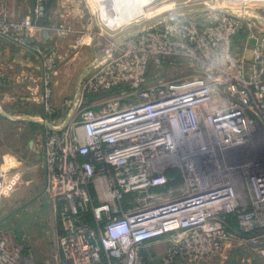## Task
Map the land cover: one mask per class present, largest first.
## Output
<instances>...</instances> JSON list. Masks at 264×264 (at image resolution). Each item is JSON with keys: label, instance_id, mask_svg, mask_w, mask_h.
<instances>
[{"label": "built area", "instance_id": "2783aa9c", "mask_svg": "<svg viewBox=\"0 0 264 264\" xmlns=\"http://www.w3.org/2000/svg\"><path fill=\"white\" fill-rule=\"evenodd\" d=\"M247 17L213 5L129 30L64 123L47 106L44 194L66 264H147L156 248L162 264L264 252V26L239 55ZM184 62L193 74L158 79ZM22 251L0 236V264H23Z\"/></svg>", "mask_w": 264, "mask_h": 264}, {"label": "rangeland", "instance_id": "374dc122", "mask_svg": "<svg viewBox=\"0 0 264 264\" xmlns=\"http://www.w3.org/2000/svg\"><path fill=\"white\" fill-rule=\"evenodd\" d=\"M164 4L169 5L159 8ZM213 5L245 11L254 24L250 31L246 28L247 36L264 26V1L157 0L150 7L159 9L113 30L101 21L97 0H0V236L9 239L10 247L23 248V264L66 263L59 256V223L44 194L43 143L31 140L32 133L15 116L17 110L24 111L31 100L45 115L49 106L64 123L81 99L83 78L98 70L114 39L152 20L181 19ZM244 47L240 41L235 52L243 50L249 59ZM160 73L158 79L176 80L193 74L194 68L184 62ZM122 90L85 101L109 99ZM146 251H152L154 264H162L163 248ZM241 253L229 264H264V254L251 249ZM246 253L252 255L250 261Z\"/></svg>", "mask_w": 264, "mask_h": 264}, {"label": "bare ground", "instance_id": "6f19581e", "mask_svg": "<svg viewBox=\"0 0 264 264\" xmlns=\"http://www.w3.org/2000/svg\"><path fill=\"white\" fill-rule=\"evenodd\" d=\"M240 1V0H239ZM264 1V0H243ZM101 21L109 28L115 30L133 20L151 14L159 8H151L157 0H97ZM264 253V252H263Z\"/></svg>", "mask_w": 264, "mask_h": 264}, {"label": "crops", "instance_id": "0c3cea01", "mask_svg": "<svg viewBox=\"0 0 264 264\" xmlns=\"http://www.w3.org/2000/svg\"><path fill=\"white\" fill-rule=\"evenodd\" d=\"M242 45L246 46V39H244L242 41ZM242 52H243V50L241 51V53ZM241 53H238V54L241 55ZM244 53H246L245 47H244ZM31 87L32 86L30 85L29 89H31ZM33 88H34L33 92L35 95L36 90H37L36 85H34ZM29 103L30 104H28V106H26L27 108H25L24 111L20 112L17 110V113L15 114V116H18L17 118L26 124V126L29 129L27 131H30L32 133L31 135L33 136V139H31V140H37L38 143H43L42 154H43V164H44V168H45L44 143H45V130L48 127V125L46 123H48V122L46 121L45 113L42 112L41 110H38L40 106L37 104V102H33V101L31 102V100H29ZM32 129H34V131ZM150 252H151V256H152V251H150ZM254 252L257 255L264 254L263 252H258V251H254ZM250 260H251V255L248 256V254L246 253V261H250ZM209 262H212V261H209ZM204 263H208V262H204Z\"/></svg>", "mask_w": 264, "mask_h": 264}, {"label": "trees", "instance_id": "16d2710c", "mask_svg": "<svg viewBox=\"0 0 264 264\" xmlns=\"http://www.w3.org/2000/svg\"><path fill=\"white\" fill-rule=\"evenodd\" d=\"M246 36H247V32H246V29L245 28H243L236 36H235V38H234V46H236V44L237 43H239L240 41L242 42L244 39H246ZM114 90H116V89H114ZM241 252L240 253H238L237 255H235V256H233V258H232V260L230 261V263L232 262V261H234L235 260V258L239 255V256H241ZM144 258H145V260H146V263L147 264H154V261H152V259H151V252H149V251H144ZM249 256V255H248ZM251 257H252V255H251ZM229 264V263H228Z\"/></svg>", "mask_w": 264, "mask_h": 264}]
</instances>
